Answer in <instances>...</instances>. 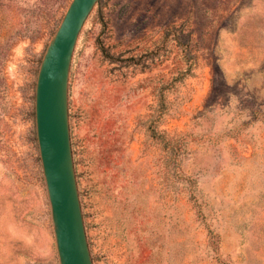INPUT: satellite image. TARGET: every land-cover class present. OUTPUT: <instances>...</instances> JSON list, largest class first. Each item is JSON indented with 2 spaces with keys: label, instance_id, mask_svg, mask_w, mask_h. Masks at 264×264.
Wrapping results in <instances>:
<instances>
[{
  "label": "rangeland",
  "instance_id": "rangeland-1",
  "mask_svg": "<svg viewBox=\"0 0 264 264\" xmlns=\"http://www.w3.org/2000/svg\"><path fill=\"white\" fill-rule=\"evenodd\" d=\"M71 2L0 0V264H60L35 93ZM69 122L93 264H264V0H100Z\"/></svg>",
  "mask_w": 264,
  "mask_h": 264
},
{
  "label": "water",
  "instance_id": "water-1",
  "mask_svg": "<svg viewBox=\"0 0 264 264\" xmlns=\"http://www.w3.org/2000/svg\"><path fill=\"white\" fill-rule=\"evenodd\" d=\"M99 1L72 0L46 49L36 85V132L60 264H93L71 145L69 77L78 37Z\"/></svg>",
  "mask_w": 264,
  "mask_h": 264
},
{
  "label": "trees",
  "instance_id": "trees-1",
  "mask_svg": "<svg viewBox=\"0 0 264 264\" xmlns=\"http://www.w3.org/2000/svg\"><path fill=\"white\" fill-rule=\"evenodd\" d=\"M162 108L165 109L164 104H163V103H160L159 111H162ZM157 121H158V120H157ZM153 123H154V120H151V124H153ZM154 132H155V131H154ZM154 134H155V133H154ZM158 136L161 137V139H162L161 142H162L165 146H167V145H169V144L171 143V141H170L169 139H166V137H164L163 134H159Z\"/></svg>",
  "mask_w": 264,
  "mask_h": 264
}]
</instances>
